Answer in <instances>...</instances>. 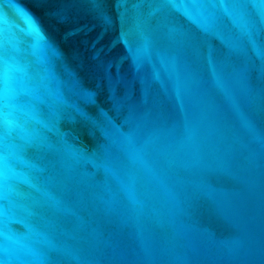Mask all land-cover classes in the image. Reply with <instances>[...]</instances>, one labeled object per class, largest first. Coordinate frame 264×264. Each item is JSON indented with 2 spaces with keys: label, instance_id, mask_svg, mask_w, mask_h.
<instances>
[{
  "label": "water",
  "instance_id": "95a60500",
  "mask_svg": "<svg viewBox=\"0 0 264 264\" xmlns=\"http://www.w3.org/2000/svg\"><path fill=\"white\" fill-rule=\"evenodd\" d=\"M4 264H264V0H0Z\"/></svg>",
  "mask_w": 264,
  "mask_h": 264
},
{
  "label": "snow or ice",
  "instance_id": "6c2138e0",
  "mask_svg": "<svg viewBox=\"0 0 264 264\" xmlns=\"http://www.w3.org/2000/svg\"><path fill=\"white\" fill-rule=\"evenodd\" d=\"M166 2L170 4L171 6L175 7L178 0H166ZM179 2H183V0H179ZM187 2L192 5H197V4H200L202 0H187ZM213 3L223 6L225 3V0H213ZM0 264H4V261L0 260Z\"/></svg>",
  "mask_w": 264,
  "mask_h": 264
}]
</instances>
